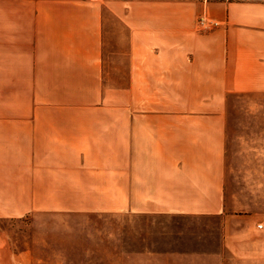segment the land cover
Listing matches in <instances>:
<instances>
[{"label":"crops","instance_id":"1","mask_svg":"<svg viewBox=\"0 0 264 264\" xmlns=\"http://www.w3.org/2000/svg\"><path fill=\"white\" fill-rule=\"evenodd\" d=\"M263 90L264 0H0V217L219 215L229 96Z\"/></svg>","mask_w":264,"mask_h":264},{"label":"rangeland","instance_id":"2","mask_svg":"<svg viewBox=\"0 0 264 264\" xmlns=\"http://www.w3.org/2000/svg\"><path fill=\"white\" fill-rule=\"evenodd\" d=\"M220 26L205 11L196 22L198 30ZM223 179L219 215L0 217V264H264V90L229 96Z\"/></svg>","mask_w":264,"mask_h":264},{"label":"built area","instance_id":"3","mask_svg":"<svg viewBox=\"0 0 264 264\" xmlns=\"http://www.w3.org/2000/svg\"><path fill=\"white\" fill-rule=\"evenodd\" d=\"M202 18L206 19L205 17H202ZM204 19H202L201 25H202V26H207V25H206V21H205ZM206 20H207V19H206ZM211 23H212V22H211ZM260 227H263V225H260Z\"/></svg>","mask_w":264,"mask_h":264}]
</instances>
